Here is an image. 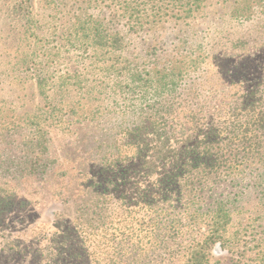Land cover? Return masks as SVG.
I'll use <instances>...</instances> for the list:
<instances>
[{
  "label": "trees",
  "instance_id": "1",
  "mask_svg": "<svg viewBox=\"0 0 264 264\" xmlns=\"http://www.w3.org/2000/svg\"><path fill=\"white\" fill-rule=\"evenodd\" d=\"M203 2L52 0L58 10L73 8L65 42L88 54L105 51L113 66L124 50L123 28L189 18ZM260 11L264 0H248L239 21L252 22ZM180 55L188 61L173 62L174 55L145 75L131 65L118 73L125 78L119 84L127 78L130 85L116 94L135 103L141 124L96 140L94 150L102 159L80 173L78 189L84 193L76 205L78 217L60 215L54 231L35 238L34 247H40L25 249L12 234L5 235L4 216L24 203L14 202L11 190H0L4 256L23 257L28 264H209L210 250L224 240L231 207L249 188L262 187L264 193V98L244 95L218 116H204L194 107L193 90L185 93L180 86L184 73L199 69V61ZM18 127L2 128L0 145L10 144ZM46 141L31 138L28 153L1 162V168L21 178L44 177L52 166ZM204 225L207 232L196 235ZM256 264H264V252Z\"/></svg>",
  "mask_w": 264,
  "mask_h": 264
},
{
  "label": "rangeland",
  "instance_id": "2",
  "mask_svg": "<svg viewBox=\"0 0 264 264\" xmlns=\"http://www.w3.org/2000/svg\"><path fill=\"white\" fill-rule=\"evenodd\" d=\"M247 3L204 0L192 17L144 20L135 31L123 28L124 50L113 66L105 51L88 54L65 42L73 22L71 6L58 10L52 0H0V134L4 127L21 126L11 131L10 144L0 145V163L25 156L33 137L47 140L46 157L52 161L44 177L21 178L0 166V190H11L14 202L24 203L4 216L5 235L33 250L41 246L34 247L35 238L54 231L60 215L78 217L76 205L84 193L78 189L80 173L102 159L94 150L96 140L141 124L138 109H132L135 103L120 96L130 81L119 84L125 78L118 73L129 65L145 75L174 55L173 62L188 61L180 54L196 58L199 69L184 73L180 86L185 93L193 90L195 109L208 118L229 110L244 95L264 98V12L252 22H240ZM261 191L247 189L231 207L224 240L210 250L209 264L257 263L264 252ZM207 230L198 227L196 235ZM0 264L28 263L0 252Z\"/></svg>",
  "mask_w": 264,
  "mask_h": 264
}]
</instances>
